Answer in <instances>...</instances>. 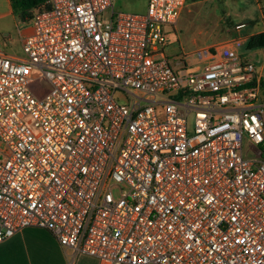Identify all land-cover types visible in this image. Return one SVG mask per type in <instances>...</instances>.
I'll use <instances>...</instances> for the list:
<instances>
[{"label":"built area","instance_id":"obj_1","mask_svg":"<svg viewBox=\"0 0 264 264\" xmlns=\"http://www.w3.org/2000/svg\"><path fill=\"white\" fill-rule=\"evenodd\" d=\"M114 1L46 0L23 57L0 51V244L35 227L97 264H264L256 64L239 41L166 54L188 0Z\"/></svg>","mask_w":264,"mask_h":264},{"label":"rangeland","instance_id":"obj_2","mask_svg":"<svg viewBox=\"0 0 264 264\" xmlns=\"http://www.w3.org/2000/svg\"><path fill=\"white\" fill-rule=\"evenodd\" d=\"M264 13V0H261ZM249 7L247 0H198L190 1L181 13L175 27L165 26L166 35L165 52L170 56H182L188 54L189 63H199V55L193 54L202 49L210 48L222 43H235L247 35L250 29L242 30L239 25L247 22L245 17H251L252 9L243 13L241 9ZM147 10V0H115L113 11L115 13L144 14ZM111 10L103 14V18H109ZM261 23L253 30H259ZM245 43L233 44L234 54L242 58H250L258 67L264 62V48L246 50ZM18 57H23L22 50L17 51ZM262 75L264 77V68ZM29 88L37 97H43L49 91L48 82L35 75ZM264 100V97H263ZM192 119L189 118V121ZM31 125V121H27ZM246 145V141L244 142Z\"/></svg>","mask_w":264,"mask_h":264},{"label":"crops","instance_id":"obj_3","mask_svg":"<svg viewBox=\"0 0 264 264\" xmlns=\"http://www.w3.org/2000/svg\"><path fill=\"white\" fill-rule=\"evenodd\" d=\"M247 5H250V8L241 10L246 13L252 9L251 17H245L247 22L240 24L239 27L242 30H250L246 36L238 40L241 44L249 37L264 32L261 0H247ZM260 23L262 27L253 30ZM28 31L29 29L14 13L10 0H0V51L17 56V51L21 50L22 36ZM263 68L264 62L257 67L260 80L263 78ZM0 264H97V261L76 254L71 249L62 248L48 230L28 227L0 244Z\"/></svg>","mask_w":264,"mask_h":264},{"label":"trees","instance_id":"obj_4","mask_svg":"<svg viewBox=\"0 0 264 264\" xmlns=\"http://www.w3.org/2000/svg\"><path fill=\"white\" fill-rule=\"evenodd\" d=\"M46 0H10L14 13L20 22H27L31 18L32 11L43 4ZM192 2L198 0H190ZM189 2V0H188ZM246 50H255L264 48V32L253 35L247 39L244 44ZM261 98L264 97V77L260 81Z\"/></svg>","mask_w":264,"mask_h":264}]
</instances>
